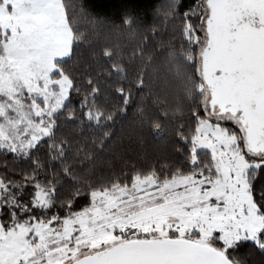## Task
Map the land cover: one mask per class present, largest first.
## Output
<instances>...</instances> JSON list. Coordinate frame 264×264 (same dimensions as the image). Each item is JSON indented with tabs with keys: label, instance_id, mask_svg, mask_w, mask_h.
<instances>
[{
	"label": "snow or ice",
	"instance_id": "obj_1",
	"mask_svg": "<svg viewBox=\"0 0 264 264\" xmlns=\"http://www.w3.org/2000/svg\"><path fill=\"white\" fill-rule=\"evenodd\" d=\"M155 11L166 36L90 70L74 0H0V150L28 162L0 172V264H264V0ZM130 105L171 151L98 173Z\"/></svg>",
	"mask_w": 264,
	"mask_h": 264
},
{
	"label": "trees",
	"instance_id": "obj_2",
	"mask_svg": "<svg viewBox=\"0 0 264 264\" xmlns=\"http://www.w3.org/2000/svg\"><path fill=\"white\" fill-rule=\"evenodd\" d=\"M69 2L72 3L73 0H69ZM74 2L84 9L85 18L81 22V28L88 42L82 49L81 64L82 66H91L90 70H95L97 67L90 55V50L99 52L104 46H108L130 52L135 44L140 41L142 34L147 32V29L153 24L157 27L158 35H167L160 17L156 15L155 11L165 3V0H74ZM126 11L131 12L136 17L137 28L132 32L126 27L113 26V24L117 26L121 24V19ZM93 20L97 23H92ZM99 79L103 80L104 77L101 75ZM111 98L110 90L108 101ZM101 102L106 101L102 99ZM129 107L131 111L127 113L128 119L120 121L113 129V136L115 137L113 152L104 153L103 157L96 162L95 171L98 173L109 170L107 165L109 160H112L119 168L121 161L117 159L118 156L141 164L150 162L171 151L167 141L158 143L147 129L141 130L135 109L131 105ZM65 131L76 138L90 139L93 135L92 131L86 127L83 129L80 127L66 128ZM89 164V161H85L79 164L74 163L73 166L87 169ZM5 165L9 168H20L27 167L28 162L20 159L13 162L12 154L5 155L0 150V172L4 170ZM250 259L258 261L260 257L255 255Z\"/></svg>",
	"mask_w": 264,
	"mask_h": 264
}]
</instances>
